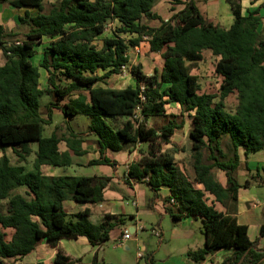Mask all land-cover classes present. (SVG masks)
Returning a JSON list of instances; mask_svg holds the SVG:
<instances>
[{
	"label": "trees",
	"instance_id": "trees-1",
	"mask_svg": "<svg viewBox=\"0 0 264 264\" xmlns=\"http://www.w3.org/2000/svg\"><path fill=\"white\" fill-rule=\"evenodd\" d=\"M44 1L0 0V4L27 9L19 18L20 25L27 27L22 40L7 41L17 33L7 32L0 24V50L6 59L4 63L0 59V151L4 152L0 205L7 200L5 210L0 209V264H28L22 259L43 242L57 248L55 264H76L78 260L59 246L61 240L86 237L92 246L102 245L119 223H125L120 214H106L95 222L90 207L68 213V200L77 204L105 201L112 177L44 172V166H71L73 156L86 154L85 138L71 126L68 135L56 131L44 135L55 110L69 120L78 115L90 118L85 135L95 137L99 157L89 165L116 168L118 161L110 152L148 144V152L130 164L127 183H146L155 193L152 207L159 191L167 188L165 211L176 221L202 219L205 245L189 252L195 263L201 264L221 249H232L221 264H238L246 252L241 264H263L264 224L252 240L249 226L236 213L239 190L249 183L241 184L237 178L241 150L248 156L264 148V34L260 31L264 1L244 13L242 0H226L233 13L229 28L206 17L196 0H170L173 10L179 4L184 7L168 20L154 10L157 0H60L49 11ZM147 20L161 23L151 26ZM111 23H116L114 35L105 37L98 47L96 40ZM46 40L43 59L36 65L37 47ZM143 41H148L150 53L164 60L162 69L151 75L140 65L130 64V48ZM207 52L219 58L218 93L203 90L193 73ZM124 67L130 69L135 85L113 88L99 84L122 74ZM41 68L48 74L47 88L41 85ZM47 93L54 99L45 118L41 100ZM230 94H236L239 101L234 111L226 106ZM171 102L179 103L182 116L191 118L193 179L164 150L185 120L174 118L160 128L147 124L152 117L166 116V105ZM138 108L143 120L135 123ZM225 138L229 139L227 151L222 147ZM63 141L65 151L60 147ZM9 147L21 162L34 153L35 170L12 164L6 153ZM214 168L225 173L226 183L217 179ZM21 188L23 192L18 191ZM207 193L214 196L212 202ZM7 228L15 229L10 240L4 231ZM151 257L147 256V262L156 264ZM90 264L111 263L100 260L96 253Z\"/></svg>",
	"mask_w": 264,
	"mask_h": 264
},
{
	"label": "rangeland",
	"instance_id": "rangeland-1",
	"mask_svg": "<svg viewBox=\"0 0 264 264\" xmlns=\"http://www.w3.org/2000/svg\"><path fill=\"white\" fill-rule=\"evenodd\" d=\"M60 0H45L46 11H49L52 7V4L58 2ZM264 0H242L244 5V13H247L248 10L257 8L260 4H262ZM197 5L200 7L202 13L208 17L213 18L216 21L220 22L224 27H230L233 23V13L230 5L226 0H196ZM176 7V10H173V5L170 0H157L155 2L154 10L160 14L163 19H169L174 12L182 9L184 7L183 4H179ZM10 8L8 4H4L0 6V19L12 17L11 10H15L13 7ZM34 12H37L36 10ZM264 13V11H263ZM2 16V17H1ZM4 16V17H3ZM16 17V15H15ZM5 20V19H4ZM12 19H9L7 22L8 26L13 27ZM147 23L151 26H158L161 21L160 20H147ZM116 23H111L105 34L99 37L96 40V44L98 47H102L103 40L107 36H113L115 32ZM13 32H16L17 35L10 37L7 39L9 42H16L17 40H22L24 35L23 33L27 31L26 26L18 25L17 27L12 28ZM260 31L264 34V21L260 26ZM129 38V36L124 35ZM48 44V41H45L43 45L37 47V54L33 58V62L36 65H39L43 59L44 48ZM132 47L129 50L130 64L134 66L140 65L142 67V71L148 75L154 73L155 69H160L162 67L161 57L149 52L147 46H144L141 52V55L137 56L136 53L132 52ZM0 59L1 63L6 61L3 52L0 50ZM219 58L217 56L212 55L210 52H207L204 60H201L197 63L193 73L199 77V81L203 90L209 91L211 93L219 92V80L216 76V65L218 63ZM41 85L43 88L48 87V74L44 68H41ZM102 74V71H101ZM107 83V84H106ZM135 83L133 76L130 72V69L125 68L124 72L120 75H114L113 77L106 79L104 82H100V85H106L113 88H125L128 85H133ZM54 99L53 94H45L42 97V107L41 112L45 118H48V105L49 102ZM216 100H219L217 98ZM238 97L236 94H230L226 99V106L228 110L234 111L238 105ZM167 115L166 116H157L152 117L148 120V126H154L157 128L162 127L167 124L171 119L176 118L177 121L185 120V124L182 129L178 130L175 136L172 139V143L165 144L164 150H167L170 154H172L179 165L184 169L187 175L193 179L195 175L194 166H193V151H192V138L190 136L191 131V118L185 114L182 116L181 107L179 104L170 103L166 105ZM175 116V117H174ZM90 118L86 115H78L74 119H66L63 113L59 110L54 111V116L52 119V123L45 125L44 135L50 136L54 131H56L60 136L68 135L70 130L69 126H71L74 130H76L83 138H85V142L83 143V148L86 150V154L82 157L76 156L75 162L72 166L58 167L55 169L52 166H44L43 170L47 174H66V175H99V176H115V180L118 184L115 186L118 188V195L122 196L124 211L128 214L120 213L121 208H118L119 204L117 201V197L111 196L108 200V205L111 206L110 212L100 213L99 208L102 203L92 204V203H78L79 207H91L95 210L94 220L101 221L104 219L106 214H115L124 215L125 223H119L111 232V238L103 244L102 249H98L100 253V259H106L108 263L113 264H136V260L138 258V252H142L144 254L150 253L151 255L156 257V260L165 263L167 261H171L169 259L170 255L177 256V260L181 261L184 258L186 252V246L184 247V242L181 241L179 235L186 232L187 229L194 230L196 233L195 240L204 239V225L201 218L191 217V221H188L186 224H180L177 222L170 214L165 211V207L167 203L164 201V197L159 196L158 200L155 201L154 206H151L153 198L155 197L154 191L144 188L143 190L137 191L138 196V206L133 203L135 196L130 193L129 186L125 185V178L128 172L129 166L131 162L128 163V160H137L139 159L143 153H147L149 150V146L147 143L143 145L130 146L125 151L118 153V158L121 160L119 171L114 169H103V166H92L89 165V161L92 159H97L99 157L98 147L95 144V137L85 135L87 129L89 127ZM229 139L225 138L222 143V147L225 151H227ZM62 149H66V143L63 141L61 145ZM33 149H37V145H33ZM3 151H0V158L3 155ZM8 156H10L12 164L14 165H25L28 171H34V159L35 154L33 153L27 161L21 162L17 155L13 152L12 148H8L7 152ZM113 157L114 154L111 153ZM115 158V157H113ZM103 169V171H102ZM215 176L218 180H222L224 183L225 173L218 168L213 169ZM263 174V172L261 171ZM239 176V173L237 172ZM241 176V175H240ZM239 176V180L241 183H244V177ZM121 179H120V178ZM252 180V179H251ZM112 182V181H111ZM110 182L109 186L112 185ZM123 183V184H121ZM111 187V186H110ZM115 188L114 186L111 187ZM18 191L23 192L24 189H19ZM107 193H110V190L107 188ZM161 194H165V192H161ZM244 194V192H243ZM207 198L209 202L214 200V196L207 193ZM244 197H248L249 199L258 202V204L253 209V212H246L239 215V221L241 223H247L251 226L250 236L254 237L256 233L252 230L256 231L259 223H264V186L263 185H253L248 190V195L244 194ZM248 200V199H247ZM164 202V203H163ZM7 200H5L2 205H0L1 210H5ZM243 205L245 203H242ZM218 207L221 210H225L223 206L218 203ZM82 208V207H81ZM70 210V208H69ZM123 211V210H122ZM241 213V211H240ZM130 215H137L138 231L132 233V237L126 241L131 246L130 250H127L124 245L119 244V239L122 238L123 234L127 231L132 224L136 229V222H134ZM238 217V216H237ZM144 229H140V227ZM156 228L163 231V235L158 237L153 233V229ZM126 230V231H125ZM178 230L180 233L177 236ZM171 241V242H169ZM184 247V248H183ZM173 250L171 254L170 250ZM81 251H85L84 248L81 247ZM183 256V257H182ZM172 264H177V262ZM183 264H187L186 262ZM190 263V261L188 262ZM264 264V263H263Z\"/></svg>",
	"mask_w": 264,
	"mask_h": 264
},
{
	"label": "crops",
	"instance_id": "crops-1",
	"mask_svg": "<svg viewBox=\"0 0 264 264\" xmlns=\"http://www.w3.org/2000/svg\"><path fill=\"white\" fill-rule=\"evenodd\" d=\"M4 4L5 3H2V4H0V6H2ZM9 7L11 8L13 6L9 5ZM10 8H8V9H10ZM13 8L15 10H11L12 17L5 18L3 16L5 20L3 18L0 19V24H2L5 27L7 32H12L13 31L12 28L13 27H17L20 24L19 18H20V16H23L25 14V11L27 10L26 8H22V9H17L15 7H13ZM29 10L32 13H34V14L36 13V12H34L35 9H33V8H30ZM15 15H16V17H15ZM9 19L13 20V23H11L12 25H14L13 27H11V26L9 27L8 26L7 22L9 21ZM166 20H168V19H166ZM227 28H229V27H227ZM17 41H19V40H17ZM144 46H147L148 49H149L148 41H143L141 43V45L134 46V47H132L131 50H132V52L136 53L137 56H139V55H141V52H142V49H143ZM128 55H129V53H128ZM155 55L160 56L159 54H155ZM163 62H164V60L161 57L162 67H163ZM162 67H161V69H162ZM41 75H42V73H41ZM132 76H133V74H132ZM133 79L135 81L134 76H133ZM133 85H135V83ZM171 103L179 104L177 102H171ZM61 145H62V143H61ZM61 145H60V147H61ZM66 149H67V147H66ZM66 149L65 148L62 149V147H61L62 151H65ZM123 151H125V150H123ZM123 151H121V152H123ZM121 152H110L109 153L110 156H111V153H113L114 154L113 157H115V159L118 161V164H117L116 168H112V167H110L108 165H92V166H103V169H108L107 171H109V169H111V171H112V169H114L116 171H119V166H120L121 160H119V158H118V153H121ZM75 157L76 156H73V159H74L73 163L76 161ZM79 157H82V156H79ZM133 161L128 160V163L129 162L132 163ZM53 168L55 169V171H57L56 169H58V167H53ZM103 169H102V171H103ZM261 171L263 172V174L261 173ZM237 172L239 173V176L241 175V176L244 177L245 182L241 183V184H245V183L249 182L247 187H242L239 190V198H238V201H237V213H236V216H238V220H239V215L240 214L246 213V212H253V209L258 204V202L254 201V199L251 200L248 197H244L243 195L244 194L248 195V190L253 185L257 184V185H263L264 186V148L262 150H260V151L251 153L248 156H245L244 151L241 150V164H240V167H239ZM49 175H59V174H56V172H55V173L49 174ZM60 175H62V174H60ZM113 175H108V176L112 177V180H111L112 181L111 182L112 185H110V186L111 187L114 186L115 188L112 189L110 186H108V189L110 190V193H107V190H106V192H105V201H103L102 204L100 205L99 212L100 213L110 212V210L112 208H111L110 205H108V200L110 199L111 196H114V197H117V201L119 203L117 205V207L121 208L120 213L128 215L124 211V206H123L124 197L122 198V196L118 195V193H117L118 188L115 186L118 183L116 182L115 176H113ZM126 176L128 177V172H127ZM239 176L237 175L238 180H239ZM126 178H125V185L129 186L130 193L135 196V199L133 200V203L136 206H138L139 201L137 199L138 198L137 191H139V190L141 191L144 188H148V189H150V188L148 187V185L146 183H142V182L131 181V183H127ZM221 182H223V181L221 180ZM224 183H226V175H225ZM121 184H123V183H121ZM163 191L165 192V194H161V192H163ZM243 192H244V194H243ZM168 194H169V190L167 188H163L161 191H159V196L161 197V199H162V197L167 196ZM158 198H157V200H158ZM242 203H245V204L243 205ZM81 207H79V205L76 202H74V201H71V200L65 201V208L67 209L69 214H75V213L79 212L80 210H83L84 208H86V206L85 207L81 206ZM69 208H70V210H69ZM91 209H92L91 219L93 221H95L94 217H93L94 214H95V210L93 208H91ZM240 211H241V213H240ZM115 213L116 212H113V214H115ZM197 218L198 217H196V219ZM190 219H192V218L191 217H187V218H183V219H181V220H179L177 222H179L180 224H183V223L186 224L188 221H191ZM132 220L134 222H136V227H138L139 221L137 220V215H135V219H132ZM95 222H100V221H95ZM245 224H247V223H245ZM263 224L264 223H259V225L257 226V230L256 231H254L255 229L252 230L254 233H256V235L254 237L250 236L252 240H255L259 236L260 228H261V226ZM133 225H135V224H132L129 228H127L131 232H134V229H135V227ZM247 225L249 226V234H250L251 226L249 224H247ZM4 231L7 234L6 235L7 239L10 240L12 238L14 232H15V229L7 228ZM179 233H180V230H178L177 236H178ZM162 235H163V231L161 232V236ZM195 235H196V233L194 232V230H190V229H187L186 232H184V234L181 233L179 235L181 237L179 239L185 243L184 247L186 246V249H185L186 252H185V255H184V258H183L182 262L179 261V260L176 261L177 256L170 255L169 259H172L173 263L177 262V264H183V263L186 262L188 264V262L190 261V263H192V264H197L191 259L190 255H189V252L198 250L200 248H203L204 245H205V242H206V235H204V239H200L199 238V240H195V237H196ZM169 242H171V241H169ZM103 244L102 245H98V246H92L90 244L89 240L86 237H79L78 239H63V240L60 241L59 246L69 256H71V258H73L74 260H78V262H76V264H90L93 261L96 253L98 254V257L100 259V253H99L98 249H102ZM119 244H120V242H119ZM263 244H264V239L262 240V245ZM123 245H124V247L127 250L131 249V246L128 243L124 242ZM81 247L84 248L85 251H81ZM170 252H171V254H175V253H173L172 249L170 250ZM232 252H233L232 249H221V250L217 251L216 253L207 256V258L204 261H202L201 264H221L226 257H228L229 255L232 254ZM56 253H57V248H53L48 243L43 242V243L40 244V246L37 248V250L34 253H32L31 255L23 258L22 261L26 262L28 264H55L54 260H55ZM142 254H143L142 258H139V255H138V258L136 260V264H150V263L147 262V256H150L151 254L150 253H147V254L142 253ZM151 256H152L151 258L155 261L156 264H172V262L170 260L165 262V263H162L161 261L156 260L155 256H153V255H151ZM100 260H104L105 262H107L106 259H104V258L100 259ZM111 264H113V263H111Z\"/></svg>",
	"mask_w": 264,
	"mask_h": 264
},
{
	"label": "built area",
	"instance_id": "built-area-1",
	"mask_svg": "<svg viewBox=\"0 0 264 264\" xmlns=\"http://www.w3.org/2000/svg\"><path fill=\"white\" fill-rule=\"evenodd\" d=\"M125 68L126 67L123 68V71L125 70ZM137 120H138V122L139 121L141 122L143 120V116L140 113V108H138L137 114L134 115V121H135V123H137ZM171 203H175V199H172L171 200ZM140 229L143 230L144 228L141 226ZM137 231H138V227H137V229L136 228L134 229V232H131L129 229H127V231L123 234L122 238L119 239L120 244L123 245L124 242H126L127 240H129L132 237V233H135ZM153 233H155V235L158 236V237L161 236V231L158 230V229H156V228L153 229ZM138 255H139V258H142L143 257V254H142L141 251L138 253Z\"/></svg>",
	"mask_w": 264,
	"mask_h": 264
},
{
	"label": "water",
	"instance_id": "water-1",
	"mask_svg": "<svg viewBox=\"0 0 264 264\" xmlns=\"http://www.w3.org/2000/svg\"><path fill=\"white\" fill-rule=\"evenodd\" d=\"M247 253H248V252H246V253L243 255L242 259L240 260V262H239L238 264H241V263L243 262V260H244V258L246 257Z\"/></svg>",
	"mask_w": 264,
	"mask_h": 264
}]
</instances>
